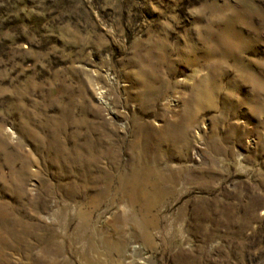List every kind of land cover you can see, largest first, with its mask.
I'll return each mask as SVG.
<instances>
[{
  "label": "rangeland",
  "instance_id": "obj_1",
  "mask_svg": "<svg viewBox=\"0 0 264 264\" xmlns=\"http://www.w3.org/2000/svg\"><path fill=\"white\" fill-rule=\"evenodd\" d=\"M0 264H264V0H0Z\"/></svg>",
  "mask_w": 264,
  "mask_h": 264
}]
</instances>
